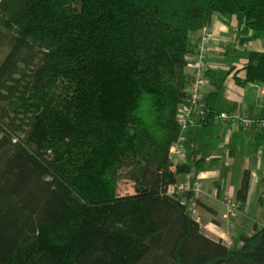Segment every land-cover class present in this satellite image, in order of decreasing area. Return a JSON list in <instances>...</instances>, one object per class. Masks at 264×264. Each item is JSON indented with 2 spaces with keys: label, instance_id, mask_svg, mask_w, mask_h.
I'll return each instance as SVG.
<instances>
[{
  "label": "trees",
  "instance_id": "1",
  "mask_svg": "<svg viewBox=\"0 0 264 264\" xmlns=\"http://www.w3.org/2000/svg\"><path fill=\"white\" fill-rule=\"evenodd\" d=\"M215 15L264 36V0H0V264H264L262 195V224L227 247L165 193L198 173L168 149L190 36ZM241 69L264 82V52Z\"/></svg>",
  "mask_w": 264,
  "mask_h": 264
},
{
  "label": "crops",
  "instance_id": "2",
  "mask_svg": "<svg viewBox=\"0 0 264 264\" xmlns=\"http://www.w3.org/2000/svg\"><path fill=\"white\" fill-rule=\"evenodd\" d=\"M208 28L215 33L206 54L208 70L215 78L204 87V94L217 92L215 112L240 110L251 116L264 113V82L243 83L249 52H264V36L254 37L251 30L237 31V22L215 15ZM201 31L191 34V52L186 56L184 73L189 78L194 68V55ZM219 107V108H217ZM185 164L199 161L202 195L197 200L205 219L204 234L219 239L225 232L222 217L223 196L236 197L244 172L249 174L246 202L234 216L233 245L240 246V235H250L254 226L262 224V209L258 204L264 197V133L257 129H241L236 124L215 118L210 126L189 127L183 145ZM191 171H194L191 168Z\"/></svg>",
  "mask_w": 264,
  "mask_h": 264
},
{
  "label": "built area",
  "instance_id": "3",
  "mask_svg": "<svg viewBox=\"0 0 264 264\" xmlns=\"http://www.w3.org/2000/svg\"><path fill=\"white\" fill-rule=\"evenodd\" d=\"M215 39V33L212 29L204 27L201 29L197 50L194 56V68L187 87L186 98L181 102L175 113V121L178 127L177 139L168 149V158L170 161L169 170L175 172L177 166L185 164L183 145L186 140V133L189 127L195 124H201L207 118L208 109L204 102V87L209 84L206 76L208 65L206 63V54L209 50V44ZM215 118L223 122L236 124L241 129L254 128L264 133V113L260 116H251L240 110L231 109L215 114ZM165 193L170 196H176L185 202L191 217L202 226L199 216L198 199L202 195V184L200 175L194 171H189L178 175L174 184L166 187ZM186 195H189L186 200ZM224 211L222 218L226 221L225 232L219 240L230 247L233 245L234 232L231 230L233 217L238 213L239 203L231 196H223Z\"/></svg>",
  "mask_w": 264,
  "mask_h": 264
},
{
  "label": "rangeland",
  "instance_id": "4",
  "mask_svg": "<svg viewBox=\"0 0 264 264\" xmlns=\"http://www.w3.org/2000/svg\"><path fill=\"white\" fill-rule=\"evenodd\" d=\"M0 58H2V57H0ZM145 103H146V101H144V104H143V108H142L143 112H146L147 111V105ZM217 108H219V107H217ZM133 193H134L133 183L130 182L128 179H126L124 177H121L120 180H119V182H118V184H117V194L118 195H126V194H133ZM198 212H199L200 220L202 221V226L203 225L205 226V223H207V222L205 221V219L200 214V211H198ZM233 220H234V217H233ZM233 220H232V223H233ZM223 221H224V224H226V221L224 219H223ZM202 229H204V228H201V230ZM232 229L233 228L231 227V230Z\"/></svg>",
  "mask_w": 264,
  "mask_h": 264
},
{
  "label": "bare ground",
  "instance_id": "5",
  "mask_svg": "<svg viewBox=\"0 0 264 264\" xmlns=\"http://www.w3.org/2000/svg\"><path fill=\"white\" fill-rule=\"evenodd\" d=\"M196 53V52H195ZM195 56V55H194Z\"/></svg>",
  "mask_w": 264,
  "mask_h": 264
}]
</instances>
